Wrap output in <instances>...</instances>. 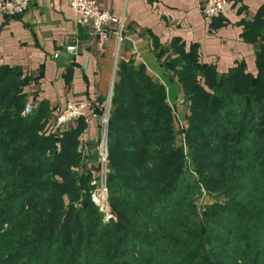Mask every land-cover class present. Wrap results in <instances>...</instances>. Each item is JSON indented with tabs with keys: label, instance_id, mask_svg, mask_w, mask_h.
Segmentation results:
<instances>
[{
	"label": "trees",
	"instance_id": "1",
	"mask_svg": "<svg viewBox=\"0 0 264 264\" xmlns=\"http://www.w3.org/2000/svg\"><path fill=\"white\" fill-rule=\"evenodd\" d=\"M210 22L214 30L226 19ZM239 24L244 41L259 42L255 74L242 62L217 74L197 45L172 40L161 64L188 101L179 144L163 83L143 64L119 61L106 129L107 222L89 200L94 166L77 148L83 117L56 131L47 100L23 117L33 79L0 67V264H264V6ZM186 156L212 198H226L196 224Z\"/></svg>",
	"mask_w": 264,
	"mask_h": 264
},
{
	"label": "crops",
	"instance_id": "2",
	"mask_svg": "<svg viewBox=\"0 0 264 264\" xmlns=\"http://www.w3.org/2000/svg\"><path fill=\"white\" fill-rule=\"evenodd\" d=\"M29 1V9L22 16L0 18V67L18 68L30 76L33 82L24 88L26 101L36 109L41 100H47L51 118L55 119L68 101L84 103L81 117L85 127L80 143L87 149L96 143L99 127L97 120L85 121V117L105 104L99 98L107 96L112 80L117 79L115 65L120 60L131 58L143 64L149 76L163 83L169 104L171 94L178 98L182 94L176 79L161 64L169 59L167 56H173L170 51L173 39L183 40L186 49L197 45L200 60L212 64L217 74L226 73L238 62L249 73L257 71L254 54L259 42L244 41L239 22L253 18L264 6V0H241L223 14L226 24L214 30L210 27L211 19L201 14V0H96L99 7L116 16L124 15L125 37L118 51L113 34L102 42L87 27L78 24L67 0ZM239 6L244 8L238 11ZM154 39L159 46L156 50ZM74 43L76 52L71 54L65 46ZM162 48L166 51L158 57ZM181 107L183 120L187 111L185 105L178 109ZM94 155L95 148L87 152V163L94 160Z\"/></svg>",
	"mask_w": 264,
	"mask_h": 264
},
{
	"label": "built area",
	"instance_id": "3",
	"mask_svg": "<svg viewBox=\"0 0 264 264\" xmlns=\"http://www.w3.org/2000/svg\"><path fill=\"white\" fill-rule=\"evenodd\" d=\"M67 4L75 11L76 22L87 27L90 33L96 34L102 42H106L110 34H113L115 36L118 51V48L120 44L123 43L125 37L126 23L124 15L116 16L109 10L107 11L99 7L96 0H67ZM29 5V0H0V18L12 19L20 17L28 11ZM200 5L201 14L208 20L230 12L232 7L230 0H201ZM109 24H114L115 27H111ZM76 48V43H74V45L68 44L65 46V50L71 54L76 52ZM113 81L114 80H112L110 87H112ZM84 105V103H74L72 101L66 102V104L58 111V115L54 119V127L56 128V131L67 128L68 125L74 123L79 117H81L83 114L81 109ZM34 109L35 107L33 104L26 102L21 115L23 117L29 116ZM92 113L93 114L85 117V121L97 119L99 121L100 134L95 145L94 160L91 162L92 166H94V170L91 172L92 174L89 179L91 187L89 190V200L92 201L102 213L104 221H109L114 218V215L110 210L108 186L106 183L108 171L106 129L109 112L108 108L103 107L102 114L95 112ZM99 117L101 118L100 120ZM77 148L81 152L83 160L87 162L86 145L80 143Z\"/></svg>",
	"mask_w": 264,
	"mask_h": 264
},
{
	"label": "rangeland",
	"instance_id": "4",
	"mask_svg": "<svg viewBox=\"0 0 264 264\" xmlns=\"http://www.w3.org/2000/svg\"><path fill=\"white\" fill-rule=\"evenodd\" d=\"M115 54H116V52H115ZM114 81H113V83H114ZM112 87H113V84H112ZM112 87L109 88L108 94L105 97V99L107 101L105 102L106 105L104 104L105 105L104 107L108 108V112L110 110V100L112 97V95H111L112 94ZM170 98H171L170 104H172L171 107H172V111H173V115H174L173 128H174V134H175V143L179 144V142L183 138V133H184V130L186 129L185 127L187 126V123H186V119H185L186 116L184 117L183 120H182V117L180 118L182 113H184V111H182L183 107H181L179 109H178V107L181 105L182 106L185 105L186 106L185 111L188 112V110H187L188 101L185 99L183 93L181 94L180 98H178L175 93L171 94ZM182 101H183V103L180 104ZM177 104L178 105L180 104V105L177 107ZM109 114H110V112H109ZM100 119L101 118L99 117V120ZM95 120H97V119H95ZM98 122L99 121L97 120V123ZM98 127H100L99 123H98ZM99 134H100V130H99ZM186 151L187 150H185V153L187 154ZM86 157H87V154H86ZM186 159H187L186 163H188L189 165L187 166V172L183 175L182 182H183V185H186V187H187V191L185 192V195L189 199L187 201V205L191 206V208H192V213L190 215L191 217H190L189 221L190 222L193 221L196 224V223L201 222V220L203 218L202 212H203L204 208H206L208 205H211L213 203H215V204L216 203H222L226 200V198H224L225 196H222V195L218 196L216 199L212 198V195H214V194L209 193L203 187V185L201 183L202 181L199 180L198 175L196 173V170L194 169L192 163H190V159H188L187 156H186ZM182 192H184V190ZM165 218L167 219V217H165ZM191 229H192V227H190L189 229L184 228L182 233L183 234L184 233L189 234Z\"/></svg>",
	"mask_w": 264,
	"mask_h": 264
}]
</instances>
